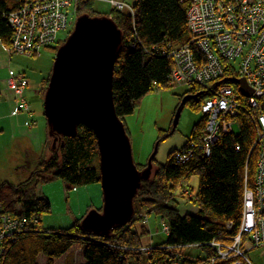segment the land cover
<instances>
[{
    "label": "trees",
    "instance_id": "1",
    "mask_svg": "<svg viewBox=\"0 0 264 264\" xmlns=\"http://www.w3.org/2000/svg\"><path fill=\"white\" fill-rule=\"evenodd\" d=\"M46 1L0 0V53L27 55L12 49L18 30L10 26V16L25 11V16L23 12L19 16L23 21L22 27L27 28L35 8L32 5H43ZM114 1L124 3L130 9L127 11L123 6L118 7L108 0H105L109 4L108 10L94 9V0H70L68 6H61L59 9L71 16L67 17V27H73L76 17L87 13L90 16H110L122 31V47L115 60L112 77L115 111L122 120L124 115L134 112L153 88L170 87L172 62L166 56H160L159 52L157 54L156 49L164 44H185L190 39L188 9L191 0ZM55 10L57 12L56 8L52 12ZM46 11V8H40L38 14L47 15ZM66 28L55 33L56 38L43 45L39 51L33 50L36 39L32 35L33 47L29 55H39L44 49L56 53L57 48L51 45L58 41V34ZM193 53L197 54V51L193 49ZM4 73V87L13 93L14 99L10 115L16 106L17 96L7 86L10 72L7 70ZM12 74L25 78L23 96L28 102V78L20 71ZM50 74L51 69L42 81L43 94ZM190 91L186 89L179 101ZM1 96L0 91V98ZM202 98L191 99L185 106L199 112L198 102ZM28 109L20 110L17 115ZM238 120L241 122L238 131L222 134L212 145L209 158L197 156L185 163H175L173 155L181 147L171 150L167 162L157 165L153 175L141 181L133 200L134 214L129 223L113 229L109 234L81 228L80 220L83 215L66 228L42 226V217L51 212L50 202L42 191L46 183L59 179L74 189L99 182L97 140L90 128L80 124L74 136L57 135L55 147L52 146L53 138L47 135L31 176L18 184L4 182L0 185V234L9 229L4 228L7 226L2 221L4 217H12V221L24 224L11 228L10 235L3 241L0 240L4 250L0 256V264H38L39 255H44L46 264H54L55 259L75 245L81 250L77 264H206L216 256L208 244L213 240L230 239L238 231L244 186L245 183L249 187L253 185L257 170L256 148L247 159L256 138L254 124L241 121V116ZM203 121L200 118L193 125L192 133L187 139L200 142ZM257 124L256 120V127ZM31 125L33 126L32 123L29 124ZM168 135L163 134L162 138ZM46 151L49 152L48 156L45 155ZM152 160L154 162V157ZM21 167L22 165L17 169ZM245 169L247 177L244 175ZM193 176L198 178L195 193L189 185ZM69 189L67 186L65 193ZM181 190L187 192L184 205L196 207L197 213L180 211L181 204L178 205L177 202L183 199ZM177 195L179 198L175 197ZM151 213L159 215L163 228L167 226L168 230L161 229L160 233L166 235L163 242L154 244L151 241L144 244L143 236L151 237L153 234L146 225L149 224V218L143 222L141 214ZM229 221H232L230 229L226 227ZM136 223L140 224V230L135 228ZM215 264L229 263L217 259Z\"/></svg>",
    "mask_w": 264,
    "mask_h": 264
},
{
    "label": "built area",
    "instance_id": "2",
    "mask_svg": "<svg viewBox=\"0 0 264 264\" xmlns=\"http://www.w3.org/2000/svg\"><path fill=\"white\" fill-rule=\"evenodd\" d=\"M111 3L118 7L129 6L114 0ZM70 0H47L43 5H32V12L28 27L23 28V21L19 14L10 16V26L17 28L12 49L19 53L29 55L32 52V35L36 44L33 50H40L43 45L51 43L56 37L55 33L67 27V12L64 14L59 7L68 6ZM40 8H46V14H38ZM57 9V12L53 11ZM132 13V12H131ZM205 13L202 17L201 14ZM71 17V16H70ZM201 18V20L199 19ZM188 28L190 39L181 47L172 44V52L166 47L156 49L160 56L171 58L172 69L169 83L173 86L181 84H205V89L213 93V97L206 100L202 110L207 117V125L201 134L200 142H190L173 155L175 163H185L193 157H208L214 141L223 133L232 131L233 118L241 109L259 107L264 100V0H191L188 9ZM131 46V45H130ZM169 46V44L167 45ZM134 47V45H132ZM154 48V47H153ZM155 49V48H154ZM193 49L197 54L193 53ZM146 52H148L146 50ZM217 78L213 79L212 75ZM243 78L253 82L254 86L248 100L239 99L234 92V80ZM26 80L21 75L10 73L7 86L13 89L16 96V106L11 115H17L20 110H27L24 89ZM262 98V99H260ZM257 129L260 133L262 146L257 153L256 174L253 185L245 184L244 191H254L253 200L254 219L249 215L245 229L264 246V116L256 112ZM213 121V123H212ZM228 130L229 132H227ZM215 138V140H213ZM187 193V192H186ZM247 202V209L250 203ZM12 217H4L3 223L8 229L0 234V240L10 235V229L21 224L12 221ZM146 218H144V221ZM164 230H168L165 226ZM0 241V242H1ZM2 244V243H1ZM0 244V256L4 251ZM238 256L225 259L223 252H218L206 264H215L216 260L227 261L229 264H252L247 253H237Z\"/></svg>",
    "mask_w": 264,
    "mask_h": 264
},
{
    "label": "rangeland",
    "instance_id": "3",
    "mask_svg": "<svg viewBox=\"0 0 264 264\" xmlns=\"http://www.w3.org/2000/svg\"><path fill=\"white\" fill-rule=\"evenodd\" d=\"M93 5L96 10L109 9V4L105 0H94ZM123 7L126 8L125 6ZM204 14L202 13L201 16L203 17ZM199 19L201 20V18ZM72 29L73 27L69 25L66 30L61 31L58 34V41L51 46L58 48ZM167 45L164 44V47L171 53L172 43L169 46ZM1 48L0 46V50ZM54 56L55 51L50 49H44L41 54L35 56L15 53L10 55L0 54V69L4 70V72L8 70L10 73L23 72L30 82L26 90L29 109L28 111H21L27 113V115L21 114L22 116H17L19 128L17 126V129H15L14 138H11L13 123L10 117L14 115H11V113L9 115L8 111L4 115L0 113V185L4 182L18 184L28 179L36 167V160L41 156L43 143L48 135L43 113L44 94L42 93V81L47 77V73L51 69ZM166 57L171 60L170 57ZM186 89L187 87H173L172 83L167 88H153L141 100L133 113L123 116L122 121L130 138L134 163L139 169L147 164L156 146L154 162L152 160V174L156 170L157 165L167 162L168 153L171 150L180 147L190 137L193 125L201 118V114L189 106H184L181 109L175 130L170 132L174 114L180 102L179 97ZM31 123L33 127L29 128L28 126ZM233 130L235 132L238 131L236 124H234ZM163 134L169 135L166 138H162ZM45 155L48 156L49 152L46 151ZM21 165L22 167L17 169ZM189 185L192 188V192L195 193L197 191L198 178L193 176ZM67 186L70 189L65 193ZM44 188L46 191L45 195L51 206V212L42 217L41 224L45 228H66L84 215L88 209H99L102 206L103 199L100 182L77 186L73 189L72 186L64 181L55 179L46 183ZM180 195L183 196V199L177 202L178 205L181 204L180 211L197 213L196 207L184 205L187 200L186 192L181 190ZM175 197L179 198L178 195ZM141 215L143 219L149 218V224L146 225L153 234L151 237L150 235L143 236V243L148 244L152 241L156 244L163 242L166 235L160 233L163 228V221L160 216L153 213ZM135 228L140 230V224L136 223ZM186 250L189 251L188 248ZM80 255L81 250L75 245L60 258L55 259L54 264H72L73 258H75V263L77 264ZM68 256H70V259L64 261ZM248 256L253 262L252 264H264V246L251 250ZM37 263L46 264L44 255L38 256Z\"/></svg>",
    "mask_w": 264,
    "mask_h": 264
},
{
    "label": "water",
    "instance_id": "4",
    "mask_svg": "<svg viewBox=\"0 0 264 264\" xmlns=\"http://www.w3.org/2000/svg\"><path fill=\"white\" fill-rule=\"evenodd\" d=\"M122 47V31L110 16L87 13L76 17L73 29L57 48L43 95L48 136H74L83 124L97 140L100 210L91 208L80 227L101 234L126 225L134 214L133 200L141 181L149 179L156 146L145 167L134 163L130 138L117 115L112 92L113 67ZM247 96L243 78L236 79ZM178 105L170 132L175 130L185 102Z\"/></svg>",
    "mask_w": 264,
    "mask_h": 264
},
{
    "label": "bare ground",
    "instance_id": "5",
    "mask_svg": "<svg viewBox=\"0 0 264 264\" xmlns=\"http://www.w3.org/2000/svg\"><path fill=\"white\" fill-rule=\"evenodd\" d=\"M184 43H181V44H178L177 46L181 47L183 46ZM212 78L213 79H216L217 76L216 75H212ZM237 79H241V78H237ZM236 80V79H235ZM234 80V92L236 93V95L239 97V99H242V100H248V97L250 96H247L245 95L241 90H240V83H237L236 81ZM245 86H246V89L249 88L251 90V93H252V89L254 84L253 82H249V81H245L244 82ZM173 86V85H172ZM205 84H199V83H196V84H181V85H177L175 87H187L188 90H191L190 92H187L185 93L182 98L186 95L188 96H192V95H196L195 97H191L189 98L186 102H188L189 100L191 99H200L201 96L203 97L199 102H198V105H199V112L201 114V118H203V129H202V132H204L205 128H206V125H207V117L204 115L203 113V110H202V107L204 105V103L206 102L207 99L213 97V93L207 91L205 89ZM174 87V86H173ZM252 96V95H251ZM250 96V97H251ZM181 98V99H182ZM262 99V98H260ZM181 102V100H180ZM179 102V104H180ZM185 102V104H186ZM178 104V105H179ZM184 104V106H185ZM183 106V107H184ZM178 107V106H177ZM182 107V108H183ZM257 110L259 111V113L261 115L264 116V100H261V103L259 105L258 108L256 109H253V108H247V109H241V112H239V114L233 118V125H232V131L233 132V126L234 124L237 125V127L239 126V124L241 123L238 119L239 117L241 116V121L243 122H249V123H253L254 124V129H255V133H256V138L254 140V142L252 143L251 147H250V150L248 152V157L247 159L249 160L250 158V155L252 154V152L254 151V149L256 148L257 150V153L258 151L260 150L261 146H262V142L260 140V133L259 130L257 129L256 127V112ZM213 123V121H212ZM258 126V124H257ZM227 132H229L228 130H226ZM229 132V133H231ZM225 134V133H223ZM222 135V134H221ZM220 137H218L216 140L215 138L213 140L214 143L219 139ZM190 142H193V140H189V139H186V141L180 146L181 148H184L185 146H187ZM213 143V144H214ZM212 144V145H213ZM183 146V147H182ZM178 147V148H180ZM178 148H175V149H178ZM180 148V149H181ZM238 148V147H237ZM210 156H208L207 158H209ZM195 158V157H193ZM247 160V161H248ZM257 162V161H256ZM255 174H256V171H255ZM245 177H247V169H245V173H244ZM246 184V183H245ZM245 188V186H244ZM242 209H241V214H240V219H239V223H238V231L236 232V234H234L230 239H227L225 241H217V240H213L211 241L208 245L215 251V255H217V253L220 251V252H223L225 254L224 258L225 259H229L231 257H234V256H238V252H241V253H248L251 251V250H254V249H257L259 247H262V245L258 244V241L255 237H253L249 232H247L245 229L247 228V220L249 218V215L254 219V215H255V210L254 208L257 207L256 203L253 201L255 199V192L254 191H251V190H248V191H243V194H242ZM249 200H252V202L250 203V209H247V202H249ZM226 227L228 229H230L232 227V221H229L227 224H226ZM249 258V256H248ZM250 260V258H249ZM251 261V260H250ZM252 262V261H251ZM253 263V262H252Z\"/></svg>",
    "mask_w": 264,
    "mask_h": 264
},
{
    "label": "crops",
    "instance_id": "6",
    "mask_svg": "<svg viewBox=\"0 0 264 264\" xmlns=\"http://www.w3.org/2000/svg\"><path fill=\"white\" fill-rule=\"evenodd\" d=\"M130 1H133V0H130ZM1 46V45H0ZM1 54V53H0ZM5 74L4 73V70L0 69V91H1V98H0V113H2L3 115L9 110H10V106L11 104L13 103L14 99H13V93L10 92L9 90L7 91L4 87V78H5ZM21 114H26L27 113H24V112H21L19 113L17 116L20 117L22 116ZM17 116H13L11 117L12 118V123H13V132L11 134V138H14L15 134H16V130L17 129V126L19 128V125H17ZM22 126V125H21ZM29 128H32L33 126H28ZM9 134H10V131H9ZM45 143V142H44ZM43 143V144H44ZM43 148V147H42ZM43 193L45 194V188L43 187L42 189ZM68 259H70V256H68V258L64 261H68ZM75 264V258L72 259V264ZM67 264H70V263H67Z\"/></svg>",
    "mask_w": 264,
    "mask_h": 264
}]
</instances>
